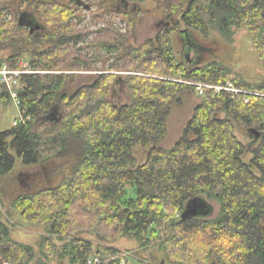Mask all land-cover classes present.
Wrapping results in <instances>:
<instances>
[{"label":"trees","instance_id":"obj_1","mask_svg":"<svg viewBox=\"0 0 264 264\" xmlns=\"http://www.w3.org/2000/svg\"><path fill=\"white\" fill-rule=\"evenodd\" d=\"M144 1L92 0L98 6L94 16L127 21L126 33L105 21L97 40L88 44L110 56L112 72L87 73V81L75 87L83 73L22 76L19 109L31 120L0 131V177L13 168L17 155L24 164L53 173L57 181L20 194L12 203L23 220L44 226L38 250L12 238L0 205V264H75L89 256L120 264V250L109 243L121 237L141 246L157 244L171 264H264V100L244 102L208 92L175 143L169 148L161 144L171 104L182 90L193 91L169 78L232 81L264 90V78L248 82L228 76L215 59L187 65L175 55L171 34L182 27L231 40L236 28L245 27L264 68V0H154L164 9L162 28L132 43L129 34ZM29 4L40 28L30 32L19 15L17 27L0 21V50L10 49L0 57V66L13 67L28 53L33 69L90 68L88 54L75 49L84 34L70 22L85 3ZM116 85L127 97L122 103L114 102ZM9 99L0 82V101ZM55 105L57 113L46 118ZM235 126L246 129L248 162L243 160L247 144ZM250 128L259 131L257 139ZM128 185L134 186V195L124 197ZM194 197L214 199L217 215L182 218ZM53 239L63 241L60 248ZM125 264L155 263L135 258Z\"/></svg>","mask_w":264,"mask_h":264},{"label":"rangeland","instance_id":"obj_2","mask_svg":"<svg viewBox=\"0 0 264 264\" xmlns=\"http://www.w3.org/2000/svg\"><path fill=\"white\" fill-rule=\"evenodd\" d=\"M36 0H0V21L6 22L7 25L16 26V19L19 14H23V23L30 19L35 21L31 10L34 8L31 4ZM61 2H69L71 0H58ZM83 4H90L88 8L81 6L80 10L75 12L70 22L74 24L75 30L82 32V36L76 43L75 49L77 52L87 53L90 57V68H82L79 70H44L48 73L55 72H80L83 73L74 87L80 83L87 81V73L106 72L110 73L113 70L108 69V64L111 58L103 50L98 51L96 48L89 46L91 41L97 40V34L100 30L106 27V22L109 20L110 26L121 31L127 32V21H123L119 17L109 18V16H94L98 12L97 4L92 0H82ZM117 5V2H110ZM87 6V5H86ZM140 12L138 13L135 27L130 31V42L138 43L145 38L154 35L159 29L162 28L164 22V9L159 2L154 0H146L140 4ZM22 12V13H21ZM98 14V13H97ZM96 14V15H97ZM76 24V25H75ZM17 27V26H16ZM180 31H175L171 34V44L176 56L185 61V56L188 55L189 62L195 60H212L215 59L221 62L229 71L228 76L241 78L248 82H257L264 78L263 61L257 56L251 38L245 27L236 28L231 40H227L219 35L217 32H211L208 35H203L199 32L188 31V36L183 32L182 27ZM182 31V32H181ZM189 39V40H188ZM193 44H190V42ZM75 49L71 50L75 52ZM191 49V51H189ZM189 51V52H188ZM76 53V52H75ZM194 53L197 55L194 57ZM10 54V49L0 50V57L5 58ZM77 54V53H76ZM87 57V58H88ZM30 55L24 54V58L19 59L16 64H25L28 68ZM94 59V61H93ZM131 71H119L125 74ZM44 73V72H43ZM40 73V74H43ZM114 102L122 103L127 100V97L118 91V86H115ZM201 96L190 90H182L177 99L171 104L168 113L167 123V136L161 142L165 148L171 147L175 141L180 137L183 128L192 114L194 106L200 101ZM18 117L15 102L9 99L6 104L0 101V131L7 130L12 127V122ZM236 135L247 144V150L243 156V160L248 162L251 157V152L248 150L249 139L246 135V129L241 126H235ZM57 178L55 175L49 176L45 168L39 165H27L23 163L21 157L15 155V163L13 168L4 176L0 177V205L2 212V219L8 225L11 236L17 241L24 244L33 246L36 250L39 248V241L45 233L43 225L30 223L23 220L19 213L13 210V200L20 194L35 191L47 186L48 184H55ZM134 195V186L128 185L124 197ZM207 200L210 212L209 217H214L218 213L219 204L214 199L205 198ZM176 218L180 216V212L174 215ZM160 228V227H159ZM164 228V227H163ZM82 238L97 242L95 236L89 233L80 234ZM60 248L63 241L52 240ZM109 245L130 254L132 259H144L155 264H171L165 260L163 252L156 244H148L141 246L138 240L128 237H121L113 240Z\"/></svg>","mask_w":264,"mask_h":264},{"label":"built area","instance_id":"obj_3","mask_svg":"<svg viewBox=\"0 0 264 264\" xmlns=\"http://www.w3.org/2000/svg\"><path fill=\"white\" fill-rule=\"evenodd\" d=\"M48 73L37 69H30L25 64H16L13 67H9L7 64L0 66V82L3 83L8 89L10 99L15 102L17 108L18 117L13 120V125L25 124L31 120L30 116L24 115L19 109V92L24 87L22 76L24 74L31 73ZM174 81L182 82L192 88V90L198 95L202 96L208 92L215 94L227 93L231 98L242 99L244 102H248L251 97H259L264 100V90L246 88L236 85L232 81H226L224 83H213L206 81H196L188 79H175L169 78ZM120 264H125L130 260V254L124 251L119 253ZM105 260L99 256H89L82 263L77 262L75 264H102Z\"/></svg>","mask_w":264,"mask_h":264},{"label":"water","instance_id":"obj_4","mask_svg":"<svg viewBox=\"0 0 264 264\" xmlns=\"http://www.w3.org/2000/svg\"><path fill=\"white\" fill-rule=\"evenodd\" d=\"M84 7L88 8V5L86 6V4H85ZM20 16L22 17L23 14H20ZM19 22L23 23V21H21L20 17H19ZM27 26L30 27V32H32L34 30V28L35 29L40 28V25L36 20L34 22H32L31 24H27ZM183 32L186 34L188 33L187 29H185V28L183 29ZM184 58L186 61L189 60L188 55H186ZM57 110H58V106L57 105L53 106L51 108L49 114L46 116V118H51L54 114L57 113ZM249 132L254 135L255 139H257L259 137V131L256 128H250ZM209 212H210V207H209L208 202L205 199H203L202 197H194V198H191L187 201L185 209L181 213V217L186 218V217L199 216V215L207 216L209 214Z\"/></svg>","mask_w":264,"mask_h":264},{"label":"flooded vegetation","instance_id":"obj_5","mask_svg":"<svg viewBox=\"0 0 264 264\" xmlns=\"http://www.w3.org/2000/svg\"><path fill=\"white\" fill-rule=\"evenodd\" d=\"M19 17H20V19H21V21H22V17L20 16V14H19ZM31 23H32V21H31L30 19H28V21L24 22L25 25H27V24H31ZM188 35H189V34L187 33L186 36H188ZM190 44H192V43L190 42ZM192 45H193V44H192ZM189 51H191V49H190ZM189 51H188V52H189ZM195 56H197V55L194 53V57H195ZM185 63H186L187 65H191V64L195 63V60H192L191 62H189V60H188V61L185 60Z\"/></svg>","mask_w":264,"mask_h":264}]
</instances>
